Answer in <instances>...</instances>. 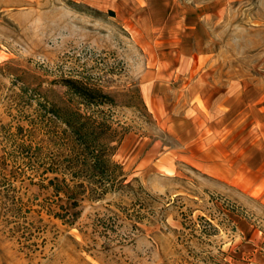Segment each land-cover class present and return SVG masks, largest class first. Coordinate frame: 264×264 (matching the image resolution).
Returning <instances> with one entry per match:
<instances>
[{
  "label": "rangeland",
  "instance_id": "1",
  "mask_svg": "<svg viewBox=\"0 0 264 264\" xmlns=\"http://www.w3.org/2000/svg\"><path fill=\"white\" fill-rule=\"evenodd\" d=\"M90 1L0 0V264H264V0H198L199 38L184 43L202 90L240 100L224 118L235 185L186 162L135 170L172 142L142 86L161 34L137 22L158 11ZM86 140L111 164H86Z\"/></svg>",
  "mask_w": 264,
  "mask_h": 264
},
{
  "label": "crops",
  "instance_id": "2",
  "mask_svg": "<svg viewBox=\"0 0 264 264\" xmlns=\"http://www.w3.org/2000/svg\"><path fill=\"white\" fill-rule=\"evenodd\" d=\"M107 9H154L157 16L147 23L159 26L160 43L152 45L142 86L146 103L161 127L172 139L170 144L155 139L136 162L142 173L155 168L162 174H176L183 163L213 173L216 178L235 185L240 179V148L235 142V126L226 133L225 106L228 113L239 108L233 98L225 105L223 94L212 100V92L202 90L200 55L185 49V42L199 38L203 8L198 0H91ZM135 16V15H134ZM132 16H129L131 22ZM155 40H156V36ZM234 120V119H233ZM232 133V134H231ZM231 135V136H230ZM237 141V140H236ZM231 144V146H230ZM183 162V163H182ZM212 170V172H211Z\"/></svg>",
  "mask_w": 264,
  "mask_h": 264
},
{
  "label": "trees",
  "instance_id": "3",
  "mask_svg": "<svg viewBox=\"0 0 264 264\" xmlns=\"http://www.w3.org/2000/svg\"><path fill=\"white\" fill-rule=\"evenodd\" d=\"M67 84L70 85V89H72V91H74L75 93H78V94H83L84 93V94H88V95H90V97H92L91 94H89L87 92L88 90L82 84H79L77 81L69 79V80H67ZM72 111L73 112H71V113L67 112L66 118H64L65 119V123L69 127H72V132H74L78 136H81V135H83L85 133H82V131L80 130L82 128V127H80V124H79V121H78V115H80V112L74 111V110H72ZM86 136H87V134H86ZM84 146L86 147L85 148V162H86V164H89L90 157H93L91 159V161L93 162V164L95 165L96 168H102V166H104V163H106V162L108 163V165L111 164L110 161H108L106 159L105 160L101 159L102 157L99 156V154L97 153V151H98L97 148L94 147L92 149L91 148V144H90L89 141L86 140V143H85ZM62 184L66 188V191H69V190H72V187H73V185L75 183L73 181L69 182L67 180V178H64V180H62ZM76 203H79V202L76 200ZM77 216H78V214L75 217H77Z\"/></svg>",
  "mask_w": 264,
  "mask_h": 264
}]
</instances>
